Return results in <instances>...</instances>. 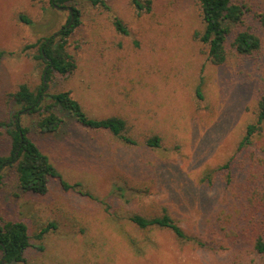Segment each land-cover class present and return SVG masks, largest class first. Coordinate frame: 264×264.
<instances>
[{
    "label": "rangeland",
    "instance_id": "obj_1",
    "mask_svg": "<svg viewBox=\"0 0 264 264\" xmlns=\"http://www.w3.org/2000/svg\"><path fill=\"white\" fill-rule=\"evenodd\" d=\"M139 1H149L150 10L138 13L132 0L63 5L80 11L66 45L76 67L46 75L45 62L35 59L38 46H29L56 34L71 13L50 0H0V122L19 111L10 96L19 85L34 91L44 82L48 95L69 92L91 118H122L136 141L127 145L81 127L61 109L58 130L40 133L38 115L21 113V125L62 179L80 183L95 199L64 191L55 180L45 195L24 193L15 171L7 170L0 227L22 222L29 247L24 262L3 264H264L252 248L254 228L238 211L246 172L257 160L234 156L264 94V0H233L245 15L229 41L249 30L261 44L251 56L227 44L221 65L210 62L208 47L195 36L202 30L195 0ZM114 18L127 35L116 31ZM153 136L158 148L145 144ZM256 141L264 142V130ZM9 150L3 127L0 156ZM228 161L230 182L222 169ZM163 208L204 245L128 221L131 214L158 216Z\"/></svg>",
    "mask_w": 264,
    "mask_h": 264
},
{
    "label": "trees",
    "instance_id": "obj_2",
    "mask_svg": "<svg viewBox=\"0 0 264 264\" xmlns=\"http://www.w3.org/2000/svg\"><path fill=\"white\" fill-rule=\"evenodd\" d=\"M73 0H50L53 7H64ZM200 8V19L202 30L196 32L195 36L199 41L208 47V58L214 65H221L227 58L228 49L235 51L240 56H251L260 48V39L255 33L249 30L238 32L229 41L233 26L243 23L245 15L242 6L233 0H195ZM92 5L105 7L103 0H91ZM135 9L149 11V1L142 3L139 0H132ZM71 17L67 23L50 38L38 41L29 46H38L39 54L35 59L45 62L46 75L52 71L61 75L70 74L75 69L73 56L67 52L66 45L68 37L81 23L80 11L71 7ZM139 13V12H138ZM262 18V16H260ZM21 21L29 24L25 17H19ZM264 22V18H262ZM113 25L117 32L127 35V30L122 22L114 18ZM4 52L0 51V59ZM47 59V60H46ZM44 82L32 91L26 84L18 86L17 90L10 96L14 105L19 108L10 120L6 123L0 122V130L5 127L6 135L10 141V150L7 155L0 156V182L7 170H14L17 176L19 189L24 193L45 195L48 192V185L51 180L59 183L64 191L77 193L81 196L95 199V197L83 190L80 183L70 184L62 179L48 157L42 153L39 147L28 136V129L20 123V114L26 112L29 115H38L36 127L40 133H53L62 124L61 117L56 109L68 112L75 121L84 128L93 131L108 132L118 141L127 145H136V141L130 137L127 123L120 117H108L96 119L89 117L81 105L73 99L69 92H61L48 95ZM45 98L51 103L46 104ZM264 130V94L258 102L256 121L247 126L244 136L237 145L235 154L248 160H257L255 168L246 172L244 182L241 186L242 196L239 205V213L243 214L248 223L254 228L251 243L257 254L264 255V142H257L256 137ZM146 146L158 148L160 138L153 136L146 140ZM225 169L227 181L230 182V162L222 166ZM121 189H117L118 191ZM128 221L139 230L162 229L170 231L175 238L182 242L203 246L204 243L196 237L187 235L181 226L173 219L166 208H163L158 216L144 217L139 214H131ZM47 230L44 229L38 238ZM0 259L4 263L24 262V253L29 247L27 228L22 222H6L0 227Z\"/></svg>",
    "mask_w": 264,
    "mask_h": 264
},
{
    "label": "water",
    "instance_id": "obj_3",
    "mask_svg": "<svg viewBox=\"0 0 264 264\" xmlns=\"http://www.w3.org/2000/svg\"><path fill=\"white\" fill-rule=\"evenodd\" d=\"M56 8H58L59 10H62V11H64V10H68L70 13H71V10H70V8H67V7H56ZM71 21H72V14H71ZM0 245H2L1 244V242H0ZM4 262H1V264H3Z\"/></svg>",
    "mask_w": 264,
    "mask_h": 264
}]
</instances>
